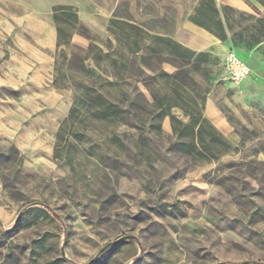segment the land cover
<instances>
[{"label":"rangeland","instance_id":"obj_1","mask_svg":"<svg viewBox=\"0 0 264 264\" xmlns=\"http://www.w3.org/2000/svg\"><path fill=\"white\" fill-rule=\"evenodd\" d=\"M46 1L47 23L21 24L0 0V264H264V0H212L224 41L193 23L213 28L207 0ZM171 39L197 49L173 58ZM173 70L224 133L162 122L154 79Z\"/></svg>","mask_w":264,"mask_h":264},{"label":"crops","instance_id":"obj_2","mask_svg":"<svg viewBox=\"0 0 264 264\" xmlns=\"http://www.w3.org/2000/svg\"><path fill=\"white\" fill-rule=\"evenodd\" d=\"M2 3H5L8 7H21L20 11L13 10L10 11L13 14V17H19L18 20L21 24L28 21H37L40 24L47 23V8L48 3L46 0H39L34 3L37 7L39 6L41 10L36 9V13L33 15L32 12H28L25 9H22L23 4L18 0H3ZM44 8V9H43ZM43 9V10H42ZM20 15H18V14ZM10 14V13H9ZM42 14L45 18H43ZM42 28V26H41ZM45 30L49 31L48 26H45ZM208 40L212 39L210 34H202ZM183 46L184 48L190 51H196L197 48L190 44L182 43L179 40H173ZM231 46V45H230ZM210 50V47H208ZM229 51L230 47H220L219 51L225 52ZM198 51V50H197ZM228 53V52H227ZM226 53V54H227ZM255 55V54H254ZM225 57V56H224ZM260 61V66L258 69H255V73L260 76L264 73V62L262 59H258ZM174 69V68H173ZM250 71V76H251ZM264 77V75H263ZM246 81V80H245ZM154 86L157 93L155 98V104L160 105L162 107L161 117L162 122L168 120V126L171 127V123L173 120L176 121V131L175 134H184V130L188 131L191 135L194 136H202L207 135V129L211 126L216 132L224 133L227 129L226 122L224 116L219 112L217 107L213 104L212 100L206 99L204 101V107H202L200 100L195 98L191 92H187L185 86L181 84L176 77L174 76V70L169 72H163L161 75H157L154 79ZM187 95V96H186ZM180 98V100L184 101V97H187L190 101L189 111L178 112L176 114H172L171 109L173 105V100L175 98ZM182 98V99H181ZM220 131V132H219ZM172 132V131H171ZM193 147L198 148L197 141L193 142Z\"/></svg>","mask_w":264,"mask_h":264},{"label":"trees","instance_id":"obj_3","mask_svg":"<svg viewBox=\"0 0 264 264\" xmlns=\"http://www.w3.org/2000/svg\"><path fill=\"white\" fill-rule=\"evenodd\" d=\"M208 4H207V10L209 11V14L211 16H209V18L207 16H205L204 14L201 13V7H204V3H201L200 5V9L197 10L196 14L197 15H202L203 18L208 19V21L213 25V28H211L210 26H207L205 23L194 20L193 23L196 24L197 26L205 29L206 31L210 32L211 35L215 36L216 38H218L220 41H224L226 40V33H225V29L231 30V26L229 25L227 16L225 14L226 9H223V17L226 23V26L224 27L222 20L219 17V13L217 11V9L214 6V3L212 0H207ZM239 18L241 16H238ZM258 24H264V20H259ZM262 34V38L264 39V30L261 33ZM241 38L238 39V43L241 41ZM159 41H164V39H162L161 37L158 38ZM261 41L258 38H252V42L251 43H247L248 48H254L256 45H258ZM168 45H170L171 47V53L169 54L171 57L176 58V59H180V60H186L188 58L189 55H192V51L184 48L183 46H181L180 44H178L177 42L171 40H167ZM236 42H232V45L235 47L237 46ZM233 51V50H232ZM76 114V110L74 108L70 109L69 114L66 118V120L64 122H62L59 127H58V131L55 135V145H54V151H53V158L54 159H58L61 160L62 157L58 154V147H59V143L62 141L63 136H64V127L66 125V123L71 120L74 115ZM14 150V149H13ZM16 152V149L14 150ZM20 163V160H19ZM27 227L26 225H23L21 228H25ZM16 228L12 229L10 231L11 234H14L16 232Z\"/></svg>","mask_w":264,"mask_h":264},{"label":"built area","instance_id":"obj_4","mask_svg":"<svg viewBox=\"0 0 264 264\" xmlns=\"http://www.w3.org/2000/svg\"><path fill=\"white\" fill-rule=\"evenodd\" d=\"M223 67L230 81L240 83L248 78L250 69L234 51L229 50L224 57Z\"/></svg>","mask_w":264,"mask_h":264}]
</instances>
